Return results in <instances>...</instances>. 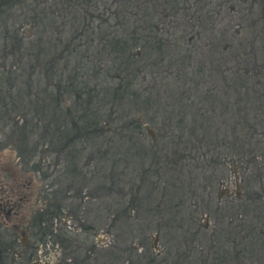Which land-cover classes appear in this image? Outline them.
<instances>
[{"label": "trees", "instance_id": "obj_1", "mask_svg": "<svg viewBox=\"0 0 264 264\" xmlns=\"http://www.w3.org/2000/svg\"><path fill=\"white\" fill-rule=\"evenodd\" d=\"M59 1L18 0V10H32L33 17L24 20L30 23L31 29L38 24L36 12L41 13V22L44 20L47 28H51L43 33L48 34L44 48L41 42L44 38L32 41L33 35L24 36L19 32L22 26L18 28V51L26 50L21 57L26 62L28 59L29 63L25 64H30L29 71L23 70L25 64L18 68L19 74L25 71L31 80H41V76L46 79L42 88V84H38L36 94L41 99L38 106L43 112L46 100L52 105L54 117L60 114L72 118V124L79 131L90 129L100 135L103 128L94 119L104 111L101 104L117 100L141 101L147 114L153 109L157 117L163 116L167 121L162 123L164 133L159 138L156 134L150 136L154 146H160L161 141H177L180 149H175L173 156L181 167L192 166L187 170L180 168L177 178L178 175L184 178V172L189 177L193 174L207 177L208 170L212 168L215 172L224 164L223 155L230 156L231 165L240 170V173L235 172V179L239 180L242 194L228 195L229 204L223 209H208L215 219L213 228H209L208 223L200 226L193 211L185 212L183 199L181 206H175V211L164 210V220L158 218L157 226L140 229L146 235L154 229L160 239L162 234L164 239L168 236V243L179 244L175 261L170 252L159 261L151 252L142 253L138 259L145 264H187L190 259L200 264L195 259L199 253L203 258L201 264H264V0ZM3 3L0 1V6ZM61 5L66 11L64 28L54 29L57 24L54 14ZM25 12H20V16H25ZM26 40L31 41L28 47L23 45ZM203 53L207 54L208 62L217 60L216 64H208L212 68L210 74L218 76H211L213 80H198L205 64L196 65L205 60ZM221 58L230 65L219 66ZM40 68L45 69L44 72H37ZM158 80L165 81L158 85ZM162 89L170 96L175 92V96L162 99ZM69 96L75 97L74 105L67 101ZM36 121L21 120L18 142L21 147L25 146L21 150L24 163L33 161L34 167L40 169L46 161L44 143L49 125H44L40 131ZM167 126L172 127L168 136ZM62 128L53 131L49 139L51 146L54 143L60 151L75 142V135L70 136V130ZM142 131L141 123L129 121L122 125L120 138L134 141ZM36 135L40 139L34 142ZM41 140L44 142L39 145ZM148 148L139 147L138 156L150 155ZM39 149L42 156L36 162ZM252 166L255 171L252 178H248ZM142 172L143 185L150 171L143 169ZM172 174L164 176L167 179ZM171 180L167 179L165 184L170 186L168 189L178 187V183L174 185ZM156 187L158 184L153 186L152 192ZM136 190L138 197L141 186ZM149 192L151 194V190ZM149 210L150 217L157 215L155 209L150 207ZM121 215L117 214L114 220ZM123 216H129L128 210H123ZM178 216H181L180 221ZM43 222L41 218L39 223ZM188 223L197 226L191 234L194 226ZM204 243L207 246L202 247ZM112 256L124 261L120 249Z\"/></svg>", "mask_w": 264, "mask_h": 264}, {"label": "rangeland", "instance_id": "obj_2", "mask_svg": "<svg viewBox=\"0 0 264 264\" xmlns=\"http://www.w3.org/2000/svg\"><path fill=\"white\" fill-rule=\"evenodd\" d=\"M3 2L0 6V221L5 223L4 240L1 243L8 249L6 251L8 256L4 258L3 263L145 264L138 256L149 252L160 258L157 261L167 258L170 252L172 261H175L179 244L168 243L166 239L168 236L164 239L162 234L160 239L154 229H151L150 235L143 234L140 229L157 226L158 218L164 220V210L172 208L175 211V206H181L183 199L184 207L187 208L185 212L193 211L200 226L208 223V227L213 228L215 219L209 215L208 209L211 211H215L216 208L223 209L225 204H229L228 195L241 193L238 187L239 180L235 179V172L240 173V170L236 165H231L230 156L223 155L224 164L217 167L215 172H212V168L208 170L207 177L203 175L196 177L195 174L189 177L184 172V178L182 175H178L177 178L176 172L180 171V168L187 170L192 166L181 167L173 156L174 150L180 149L177 141L173 140L172 143L161 141L160 146H154L150 136L156 134L159 138L164 133L161 129L162 123L167 121L163 116L157 117L153 109L147 114L141 101L136 103L131 100H117L114 103L107 101L101 104L104 111L99 118L94 119L95 122L98 121V126L103 128V134L100 135L93 134V130L90 129L79 131L78 127L72 124V118L60 114L54 117L52 105L46 100L43 112L38 106L41 99L36 94L39 90L38 84L41 83L42 88L46 79L44 76H41V80H31L27 77L28 72L25 71H29L30 64H25L29 63L28 59L26 62L21 57L26 50L18 51V28L22 26L19 32L24 36L33 35L32 41L37 42L39 38H44L41 41L43 48L47 46L48 35L43 33L51 28H47L44 20L41 22L42 15L36 12L38 24L34 30L31 29L30 23L26 24L24 20L33 17L32 10L28 12H25V9L18 10V0ZM20 12L27 14L20 16ZM63 13L66 11L61 5L59 12L54 14L57 22L53 26L54 29L64 28L63 15L66 14ZM30 42L26 40L23 45L28 47ZM50 57L51 53L47 58ZM202 57L205 60L198 62L196 66L205 64L204 73L198 76V80H213L211 76L217 78L218 76L212 72L210 74L212 68L208 65L216 64L217 60L208 62L207 54ZM222 59L218 63L219 66L230 65V62ZM23 65L25 71L21 75L18 68ZM36 70L44 72L45 69ZM63 80H66V77H63ZM164 81L158 80L157 84L161 85ZM179 92L180 90L178 94ZM160 96L166 99L175 96V92L170 96L162 89ZM67 101L74 105L75 97L69 96ZM142 110H145L143 114ZM24 118L29 121L37 120L40 131H43L44 125H49V135L44 143L47 147L44 154L46 161L43 160L45 164H41L40 169L34 167L33 161L30 164L24 163L25 160L21 157V150L25 146L21 147L18 142V125ZM133 120L142 124L143 131L135 136L134 141L125 137L121 139L122 125ZM58 127H63L62 129L66 127L70 130V136L75 135L74 144L64 151L56 148L54 143L51 146L49 142L53 131ZM166 128L168 136L172 127ZM84 136H87V139ZM34 139L36 142L40 138L36 135ZM43 142L44 140H41L38 143L42 145ZM143 146L149 147L150 155L146 158L138 156L139 147ZM161 147H164V151ZM40 151L39 149L35 155L36 162L40 160L39 156H42ZM173 160L176 163H173ZM253 166L247 174L248 178H252L255 171ZM143 169L150 172L147 181L142 185L140 178ZM169 173L173 174L167 179H173L172 184L178 183L176 185L178 187L168 189L170 186L165 185L167 179L164 174ZM211 175L213 178H209ZM131 179L134 183L130 181ZM176 180L181 181L174 183ZM250 181L253 183V179ZM155 184L159 187L152 192ZM139 185L142 191L136 197ZM147 197L150 199L146 202ZM150 207L155 209L156 216L150 217ZM123 210H128V217H122ZM41 214L43 216L37 219ZM117 214L122 215L118 220H114ZM41 218H44L42 224L39 223ZM177 220L180 221L181 216H178ZM187 225L194 226L190 234L197 227L195 224ZM167 246L171 247L169 251ZM203 246L207 244L204 243ZM119 249L124 256L122 262L112 256ZM195 259L200 264L203 260L199 253ZM193 261L190 259L187 264H195Z\"/></svg>", "mask_w": 264, "mask_h": 264}, {"label": "flooded vegetation", "instance_id": "obj_3", "mask_svg": "<svg viewBox=\"0 0 264 264\" xmlns=\"http://www.w3.org/2000/svg\"><path fill=\"white\" fill-rule=\"evenodd\" d=\"M2 219V218H1ZM44 219V218H43ZM5 223L2 222V220L0 221V264H4L3 260L6 256H8V253H6V251L8 249H6V245H3V243H1L2 240H4V236L3 233L5 232ZM11 253V252H9ZM71 261L69 260L68 263H70ZM81 263V262H80Z\"/></svg>", "mask_w": 264, "mask_h": 264}]
</instances>
